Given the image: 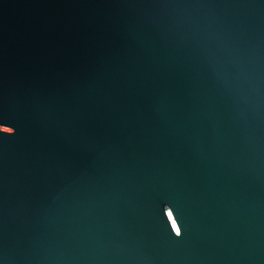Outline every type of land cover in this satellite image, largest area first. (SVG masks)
Here are the masks:
<instances>
[{"label":"water","instance_id":"water-1","mask_svg":"<svg viewBox=\"0 0 264 264\" xmlns=\"http://www.w3.org/2000/svg\"><path fill=\"white\" fill-rule=\"evenodd\" d=\"M0 264H264V0H0Z\"/></svg>","mask_w":264,"mask_h":264}]
</instances>
